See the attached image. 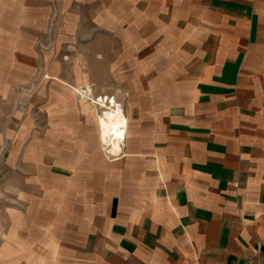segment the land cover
Instances as JSON below:
<instances>
[{
    "label": "crops",
    "instance_id": "1",
    "mask_svg": "<svg viewBox=\"0 0 264 264\" xmlns=\"http://www.w3.org/2000/svg\"><path fill=\"white\" fill-rule=\"evenodd\" d=\"M41 1L0 0V34ZM62 1L65 39L78 31L82 48L112 50L124 107L66 105L24 153L26 199L53 254L65 264H264V0H109L87 13V30L73 28L74 0ZM118 115L126 138L111 157L99 117Z\"/></svg>",
    "mask_w": 264,
    "mask_h": 264
},
{
    "label": "rangeland",
    "instance_id": "2",
    "mask_svg": "<svg viewBox=\"0 0 264 264\" xmlns=\"http://www.w3.org/2000/svg\"><path fill=\"white\" fill-rule=\"evenodd\" d=\"M40 3L42 9L39 12L25 10L23 17L13 18L19 24L11 26L9 32L0 34V264H65L64 258L53 254L55 249H52L54 247L49 240L47 225L37 218L38 211L32 209V203L26 199V195L32 193V186L26 183L32 163L24 161L23 157L33 147L35 133L39 135L44 131L40 128L50 121V117L64 120L66 105H88L95 109L96 115L113 109L114 105L112 108L107 107L111 98L115 100L114 104L118 105L119 102L124 107L115 94L112 66L107 62L112 50L82 48V45L90 44L83 39L86 36L82 37L78 31L72 38L70 35L65 39L64 9H60L63 1L57 2L55 26L52 23L54 18L48 15V0ZM109 3V0H101L97 4L74 0L72 11L81 15L75 17L78 24L74 19L76 25L73 28L84 27L87 30V13ZM39 13L42 17L37 16ZM49 20L51 30L57 31L56 43L55 35L50 32ZM33 21L41 23L33 24ZM81 21H85L84 24ZM261 41H264V33ZM106 43L103 41L101 44ZM65 79L73 86L64 83ZM74 87L84 92L79 93ZM69 89L74 90L76 96L66 97ZM34 90H42L41 101H34ZM48 90L56 94L51 98L54 101L51 108L48 107ZM101 96L108 97L106 106L96 101ZM119 116L122 115L109 123L115 122ZM125 123L127 131L126 119ZM98 126L105 154L118 156L123 149L124 142L121 144V140L124 135L115 136V144L112 145L110 131L102 129L100 120Z\"/></svg>",
    "mask_w": 264,
    "mask_h": 264
},
{
    "label": "bare ground",
    "instance_id": "3",
    "mask_svg": "<svg viewBox=\"0 0 264 264\" xmlns=\"http://www.w3.org/2000/svg\"><path fill=\"white\" fill-rule=\"evenodd\" d=\"M78 92L83 93L82 89H79ZM103 99H104V101H103ZM96 101L102 105H105L106 102L108 101V97L107 96H104V97L101 96ZM114 103H115V100H113V98H111L107 107L112 108ZM99 120L101 122L102 129L107 131V132L110 131V138L112 139V141H111L112 145L115 144V142L113 140V138L115 136H123L124 135L123 139L121 140V144L124 142L125 137H126V131H125L126 130V123H125V119L123 116H119L116 119V121L111 123V124L109 123V121L104 116H100ZM110 149H111L110 151H112V147Z\"/></svg>",
    "mask_w": 264,
    "mask_h": 264
}]
</instances>
